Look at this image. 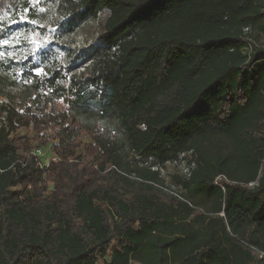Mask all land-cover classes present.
<instances>
[{"label": "trees", "instance_id": "1", "mask_svg": "<svg viewBox=\"0 0 264 264\" xmlns=\"http://www.w3.org/2000/svg\"><path fill=\"white\" fill-rule=\"evenodd\" d=\"M101 13L106 53H44L0 104V264H264V0H65L55 25Z\"/></svg>", "mask_w": 264, "mask_h": 264}, {"label": "rangeland", "instance_id": "2", "mask_svg": "<svg viewBox=\"0 0 264 264\" xmlns=\"http://www.w3.org/2000/svg\"><path fill=\"white\" fill-rule=\"evenodd\" d=\"M64 1L34 0L31 10L20 11L0 23V104L18 107L25 103L22 92L27 85L40 80L41 58L44 53L56 54L60 60L58 68L61 73L66 74V69L71 66L67 54L81 59L89 58L96 52H107L99 39L103 13L99 19L82 21L70 34H65L56 27L54 15ZM258 42L264 44V35L258 38ZM80 66L75 65L71 73L79 75L83 71ZM81 107L86 113L96 110L92 103ZM42 154L45 163L55 158V154L47 149H42ZM186 166V161L181 159L176 163H166L162 168L161 175L171 186V190L182 191L173 183L172 176L184 174ZM50 194L51 187L48 199L52 202ZM98 264H101V260Z\"/></svg>", "mask_w": 264, "mask_h": 264}, {"label": "built area", "instance_id": "3", "mask_svg": "<svg viewBox=\"0 0 264 264\" xmlns=\"http://www.w3.org/2000/svg\"><path fill=\"white\" fill-rule=\"evenodd\" d=\"M112 51H114V48H112ZM81 68L80 69H82L83 70V66H80ZM35 154L37 155V156H39V155H41L42 154V152H41V150L40 149H36L35 150ZM173 163H176V162H173ZM183 173L184 174H188L189 173V168H188V166H186L184 169H183Z\"/></svg>", "mask_w": 264, "mask_h": 264}]
</instances>
